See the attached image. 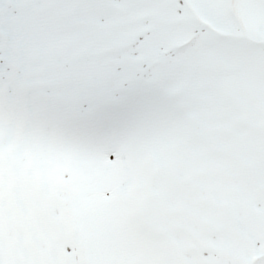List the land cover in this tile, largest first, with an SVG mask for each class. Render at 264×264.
Masks as SVG:
<instances>
[{
  "label": "rangeland",
  "instance_id": "1",
  "mask_svg": "<svg viewBox=\"0 0 264 264\" xmlns=\"http://www.w3.org/2000/svg\"><path fill=\"white\" fill-rule=\"evenodd\" d=\"M260 1L0 0V264H264Z\"/></svg>",
  "mask_w": 264,
  "mask_h": 264
}]
</instances>
